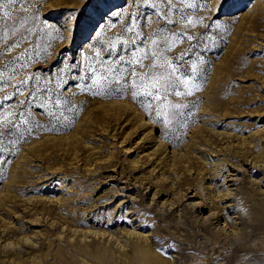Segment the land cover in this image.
Instances as JSON below:
<instances>
[{"label": "rangeland", "instance_id": "374dc122", "mask_svg": "<svg viewBox=\"0 0 264 264\" xmlns=\"http://www.w3.org/2000/svg\"><path fill=\"white\" fill-rule=\"evenodd\" d=\"M0 17V264L14 248L98 264L97 244L264 264V0H18ZM166 60L180 82L157 101L144 86Z\"/></svg>", "mask_w": 264, "mask_h": 264}, {"label": "bare ground", "instance_id": "6f19581e", "mask_svg": "<svg viewBox=\"0 0 264 264\" xmlns=\"http://www.w3.org/2000/svg\"><path fill=\"white\" fill-rule=\"evenodd\" d=\"M110 6H105L102 8V12L96 17V21L91 24L89 26V28H87L89 31H95L97 28H98V25L102 22L103 20V17L105 18V15H104V12L109 8ZM102 19V20H100ZM188 31V30H186ZM185 32V31H184ZM188 34V33H187ZM199 36V35H198ZM185 37V36H183ZM192 37V36H191ZM180 39V38H179ZM188 39V38H187ZM185 41V40H184ZM176 42V41H175ZM175 44V43H174ZM180 44V43H179ZM182 44V43H181ZM199 43L197 41V38L195 37L194 38V48H198L199 47ZM171 46V45H170ZM174 46V45H173ZM175 47V46H174ZM178 47V46H177ZM181 47H185L183 44L181 45ZM193 47V46H192ZM181 50V48H179ZM184 49V48H183ZM190 49V48H189ZM194 49V51H196ZM177 50V49H175ZM173 51V50H172ZM178 51V50H177ZM187 51V50H186ZM192 51V50H191ZM170 52V51H169ZM190 52V51H189ZM168 53V52H167ZM178 53V52H177ZM181 53V52H180ZM182 54V53H181ZM194 59V58H193ZM190 60V66L192 65V62H196V60ZM198 63V62H197ZM187 64V63H186ZM186 64H184L182 66V68H185L186 67ZM175 66V65H174ZM188 66V67H190ZM187 67V68H188ZM186 68V69H187ZM226 68V67H225ZM191 69V68H190ZM181 70V69H180ZM184 70V69H183ZM230 71V70H229ZM197 72V71H196ZM219 74V73H218ZM198 77V76H197ZM58 94V93H57ZM105 110V109H104ZM76 114V113H75ZM71 143V142H70ZM234 179V178H232ZM136 236V235H135ZM240 236V235H239ZM134 237V236H133ZM137 238V237H135ZM141 238V236H140ZM139 238V239H140ZM146 238V237H145ZM162 238V237H161ZM130 239V238H129ZM133 239V238H132ZM144 239V238H143ZM242 239V238H241ZM128 240V239H127ZM139 242V245L140 243L142 244V242L140 240H138ZM145 241V240H144ZM163 241V240H162ZM126 242V241H125ZM129 242V241H128ZM132 243V242H131ZM145 243V242H144ZM148 243V241H147ZM231 243V242H230ZM234 243V242H233ZM240 243V242H239ZM149 244V243H148ZM148 244H146L148 246ZM91 245V244H90ZM145 245V246H146ZM128 246V245H127ZM90 247V246H89ZM144 246H141V248H143ZM79 249V248H77ZM81 250H85L84 247H80ZM124 249V248H123ZM121 250V249H120ZM166 250V249H165ZM179 250V249H178ZM117 250L113 249V248H110L107 244H97L95 245L94 247L90 248L87 252V254L89 253L91 258H93L96 263L98 264H163L164 262V258H163V254H161L158 250H155V249H151L149 246L147 248H143V250L139 249L138 248V251L136 250V253L131 256V254H127V251H123V252H120L121 254H124L126 256L129 257L128 260L126 259H121L117 252ZM122 251V250H121ZM164 251V250H163ZM85 252V251H84ZM116 253V255H115ZM183 254V253H182ZM23 255V248H14L12 250H5L4 251V254L3 256L5 257H8V259H11V261H18L19 264H21V259H18V257H21ZM123 256V255H121ZM125 256V257H126ZM178 256V255H177ZM87 257V256H86ZM173 257V256H172ZM89 258V256H88ZM143 259V260H142ZM164 259V260H162ZM89 260V259H88ZM88 260H86V264H91L92 262H89ZM141 260L143 262H141ZM17 262V263H18ZM83 262V261H82ZM74 264H77L74 262Z\"/></svg>", "mask_w": 264, "mask_h": 264}, {"label": "snow or ice", "instance_id": "6c2138e0", "mask_svg": "<svg viewBox=\"0 0 264 264\" xmlns=\"http://www.w3.org/2000/svg\"><path fill=\"white\" fill-rule=\"evenodd\" d=\"M168 2L171 4L172 3V0H168ZM18 3V0H0V10H3L5 9L6 7H10V6H14ZM24 11H27V9L25 8ZM3 16L4 17H8V18H11V13L8 12V11H4L3 12ZM0 19H2V17H0ZM23 26V25H22ZM219 27V25H218ZM127 31H132L131 28L127 29ZM139 34H137L138 36ZM189 39H191V37H189ZM135 41L133 40L132 43H134ZM124 43L127 45L129 44V41H124ZM155 43V42H154ZM111 47H115V44H112ZM111 54V53H110ZM97 56H100V52L97 51L96 53ZM153 56H157V53L153 52L152 53ZM160 55L162 56L163 53H160ZM195 55H198V53H196ZM120 60H123L124 57L121 56L119 58ZM178 59L180 60H183L184 59V54H182ZM131 63H140L139 60H134L132 61ZM165 63L168 64V67L171 69V71L169 73H165V74H159V75H153L151 77V83L150 85H145V91H144V94L146 96H152L154 100H161V93H164V94H168L172 88L175 87V85L180 82L179 81V77H176L175 79H173V77H175V74L178 73L180 71V69L174 65L171 64L170 61H165ZM103 66V64H102ZM141 67H143V64L140 65ZM156 67V64L152 65V68H155ZM160 67H164L163 64H160ZM192 72L195 74L196 73V70H197V65L195 62H192ZM109 71H111V63L109 62ZM185 71H187V69H185ZM133 76L137 75L135 72L132 73ZM141 80H144L145 77L144 76H141L140 77ZM185 85H187L189 83L188 80H184L182 81ZM132 87L135 88L137 87V84H136V81L133 80L132 82ZM151 89H156V94L153 95V92ZM39 91V90H37ZM189 95L191 94L190 92L188 93ZM133 95V99H135L138 95L137 92H133L132 93ZM175 95L177 96H180V95H184L183 93L177 91L175 92ZM148 109H151L152 108V105L151 104H148L146 106ZM165 107H167V105L165 104ZM175 107L177 108H180V107H186V106H181V105H176ZM3 133H0V136H2Z\"/></svg>", "mask_w": 264, "mask_h": 264}]
</instances>
